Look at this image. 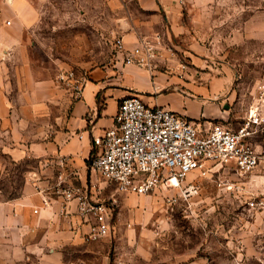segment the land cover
I'll use <instances>...</instances> for the list:
<instances>
[{"label":"rangeland","instance_id":"rangeland-1","mask_svg":"<svg viewBox=\"0 0 264 264\" xmlns=\"http://www.w3.org/2000/svg\"><path fill=\"white\" fill-rule=\"evenodd\" d=\"M31 1L37 20L20 28L12 0H0V196L5 199L23 196L31 174L52 166L50 155L41 153L64 128L74 90L61 74L74 70L80 77L85 65L104 64L117 54L116 39L123 37L118 22L127 15L124 3L115 8L108 0ZM219 1L224 9L216 17L239 24L208 26L209 35L195 31L192 38L200 42L198 54L207 58L205 67L214 77L232 79L233 124H215L236 129L264 83V39L233 40V30L252 20L248 31H264V0ZM182 55L177 58L187 62ZM256 131L252 141L259 145L264 125ZM10 149L23 155L16 158ZM87 169L94 178L89 175L86 186L99 199L117 202L113 235L92 240L78 229L69 244L53 252L41 244L44 231H39L26 236L15 264H264V162L248 173L234 165L196 171L179 187L148 194L122 191L91 171L88 160Z\"/></svg>","mask_w":264,"mask_h":264},{"label":"crops","instance_id":"crops-1","mask_svg":"<svg viewBox=\"0 0 264 264\" xmlns=\"http://www.w3.org/2000/svg\"><path fill=\"white\" fill-rule=\"evenodd\" d=\"M108 1L115 8L123 3L125 5L127 15L119 20L118 30L123 35L126 48L132 49L142 39L154 43L160 40L159 54L150 67L126 64L121 52L115 53L104 64L83 67L81 75L85 76V82L82 95L78 96L75 90L69 94L65 126L56 133L55 141L41 153L50 155L52 166L47 170L37 168L34 171L41 175L45 184L57 181L55 161L59 156L68 158L65 168L69 179L75 184L86 185L89 175L94 178V174L87 169V160L94 151V138L103 136L107 129L116 124L120 102L130 95L141 96L151 106H163L183 114L199 128L208 127L211 122L227 127L233 124L230 107L232 79L220 75L214 77L213 69L205 67L207 58L198 54L200 42L192 38L195 31L209 35L205 29L208 26L239 24L236 18L216 17L217 10L224 9H220L222 2ZM130 1H135L136 6L132 7ZM11 4L20 28L35 24L39 12L31 0H12ZM252 22L246 20L240 28L233 30V40L246 42L264 39L261 27L248 31ZM215 29L213 32H218ZM231 38L230 33L228 40ZM178 50L180 53L177 56L183 54L189 63L177 58ZM9 152L16 158L23 155L21 149H10ZM30 185L20 198L5 199L0 196V264L16 263L22 255V242L26 236L44 231L41 244L50 245L52 251L57 252L59 245L69 244L80 232L78 229H83L74 212L68 217L61 213L62 198L53 196L49 205H45L42 195L32 183ZM53 257L46 255V259Z\"/></svg>","mask_w":264,"mask_h":264},{"label":"built area","instance_id":"built-area-1","mask_svg":"<svg viewBox=\"0 0 264 264\" xmlns=\"http://www.w3.org/2000/svg\"><path fill=\"white\" fill-rule=\"evenodd\" d=\"M160 42L142 39L127 49L124 38L119 36L115 47L124 54L126 64L150 67L159 54ZM61 78L70 80L77 95H82L84 75L76 77V72L69 70ZM259 90L243 123L236 129L215 123L199 128L183 114L151 106L139 95L127 96L120 102L116 124L103 136L94 138L88 167L122 191L137 194L179 187L190 173L204 174L225 165H234L239 173L252 172L264 162V142L255 145L252 141L256 128L264 125V83ZM67 160L65 156L56 158L57 181L53 184L43 183L38 172L31 174V182L44 204L49 205L53 196H58L62 198L61 213L68 217L74 212L88 239L112 236L116 200H101L91 187L72 182L65 168Z\"/></svg>","mask_w":264,"mask_h":264}]
</instances>
